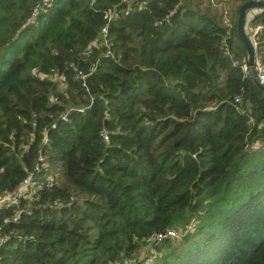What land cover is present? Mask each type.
<instances>
[{"label": "trees", "instance_id": "obj_1", "mask_svg": "<svg viewBox=\"0 0 264 264\" xmlns=\"http://www.w3.org/2000/svg\"><path fill=\"white\" fill-rule=\"evenodd\" d=\"M38 1L0 0V193L30 175L0 208V264L119 263L184 213L151 264H264V90L243 68L244 0H49L31 17Z\"/></svg>", "mask_w": 264, "mask_h": 264}, {"label": "built area", "instance_id": "obj_2", "mask_svg": "<svg viewBox=\"0 0 264 264\" xmlns=\"http://www.w3.org/2000/svg\"><path fill=\"white\" fill-rule=\"evenodd\" d=\"M48 1L49 0H39L38 2L34 3L32 6V9H31V13H30L32 15L31 17H34V15H35L36 11L39 9V7L42 4L47 3ZM110 14H111V8H107L104 12V17H105L106 21L109 20ZM223 16H224V21L227 24H229L228 19L226 17L227 13L225 12V10L223 11ZM263 26H264V23H257L253 26H249V32H248V37H249V39H250V41L254 47L253 77L262 86H264V58H260L257 56L256 51H255V46H256V34L259 33V31L262 29ZM99 39H100L99 43L104 44L106 47L105 53L110 54V48H109L110 42H109L108 37H106V23L101 26ZM91 70H92V67L90 69H88L87 72H83L81 70H76L75 75L79 76V78H81V80H84L86 73L90 72ZM239 99H240V94H237L234 97V100L237 101ZM101 135L104 139L107 138V135L105 134V132H102ZM29 178H30V175H27L19 183V185L16 187L15 190L10 191V192H1L0 193V208L6 207L9 204L17 202L18 196L20 194H22L23 192H25L27 185L29 183L28 182ZM179 234H180V226L172 225V226L165 227L161 231H157V232H154V233L148 235L147 237H145L144 242L149 241L150 238H153L151 240L152 243L154 241L155 242L162 241L165 238H177ZM155 255H156V251L152 248L150 250V252H148L147 254H144L141 257V259H142L141 264H150Z\"/></svg>", "mask_w": 264, "mask_h": 264}, {"label": "water", "instance_id": "obj_3", "mask_svg": "<svg viewBox=\"0 0 264 264\" xmlns=\"http://www.w3.org/2000/svg\"><path fill=\"white\" fill-rule=\"evenodd\" d=\"M252 8H257V10L264 9V0H244L243 2H241L238 6L237 17L235 20V30L237 37L243 43L245 48V58L243 63V68L245 70H250L253 67L254 63V47L246 32L244 31V23L247 16L246 11L251 10ZM252 81L257 87L264 90V86L259 84L254 77H252ZM260 132L264 136V124L262 125Z\"/></svg>", "mask_w": 264, "mask_h": 264}, {"label": "rangeland", "instance_id": "obj_4", "mask_svg": "<svg viewBox=\"0 0 264 264\" xmlns=\"http://www.w3.org/2000/svg\"><path fill=\"white\" fill-rule=\"evenodd\" d=\"M203 2H205V0L203 1ZM217 3V2H216ZM234 4H235V2L234 1H232V0H229L228 2H226V6L228 7V8H232L233 6H234ZM217 5L219 6V4L217 3ZM200 7L202 8V9H205V6L201 3V5H200ZM210 8H215V7H210ZM257 10V8H252L251 10H247L246 11V13L249 15V14H251L252 12H254V11H256ZM209 13H211V11H209ZM247 15V16H248ZM247 16H246V20H245V23H244V31L246 32V34H247V36H248V32H249V26L250 25H248V23H247ZM97 41V40H96ZM96 41L94 42V43H96ZM254 145H257V143H254ZM184 213V212H183ZM186 214L184 213L182 216H180L179 218H177L176 220L177 221H180V223H179V225H181L180 226V234L178 235V237L177 238H168L169 239V243H165V242H161V241H159V242H157L158 244H160V247H159V249H157L156 248V253H158V254H160V252H162V251H166L167 249H168V244H172L173 246H174V244H175V241L176 240H179L180 239V237H181V228L182 227H184V226H188L189 224H190V220L188 219H186ZM153 238H150V240L149 241H145L142 245H141V247H140V250H139V252H138V258L140 259L144 254H147L148 252H150V250L152 249V247H150V244L152 243V240ZM137 257H132V258H130V259H127V260H123V261H119V263H115V262H113L114 264H134L135 263V261L137 260ZM151 264V263H150Z\"/></svg>", "mask_w": 264, "mask_h": 264}, {"label": "crops", "instance_id": "obj_5", "mask_svg": "<svg viewBox=\"0 0 264 264\" xmlns=\"http://www.w3.org/2000/svg\"><path fill=\"white\" fill-rule=\"evenodd\" d=\"M250 26H252V25H250Z\"/></svg>", "mask_w": 264, "mask_h": 264}]
</instances>
